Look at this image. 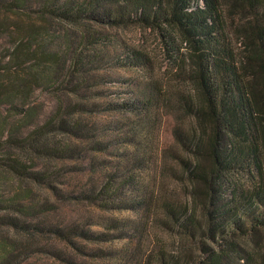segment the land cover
<instances>
[{"label": "trees", "instance_id": "obj_1", "mask_svg": "<svg viewBox=\"0 0 264 264\" xmlns=\"http://www.w3.org/2000/svg\"><path fill=\"white\" fill-rule=\"evenodd\" d=\"M56 22L76 25L74 46L65 38L67 29H55ZM92 23L152 28L172 67L167 76L151 75L150 54L129 48L122 63L148 70L145 83L132 98L99 102L89 86L96 84L93 64L100 48L95 37L102 32ZM79 26L81 41L92 46L85 50L78 47ZM53 45L62 46L64 61ZM51 84L59 89L68 84V91L79 97H59L54 111L39 120L31 93ZM163 105L193 119L188 128L179 122L172 125L179 149H166L172 156L164 167L184 181L185 198L163 187L153 194L134 173L117 179L98 154L107 151L113 136L103 142L90 115L129 112L131 138H113L129 145L136 144L132 136L140 134L151 112ZM107 125L106 131L111 129ZM141 135L147 138L145 131ZM85 153L89 157L83 165ZM78 157L79 168L49 163ZM128 157L135 169L146 160L143 154ZM74 169L103 172L78 190L63 191L53 184ZM239 171L254 172L253 182L233 181L231 175ZM3 181H9V191ZM33 184L57 198L85 201L92 213L83 221L57 219L51 214L53 200L34 193ZM122 188L139 193L123 197ZM150 205L161 210L154 216L159 223H172L206 252L202 264L229 263L228 252L211 250L206 238L232 230L264 231V0H0V264H85L79 259L86 251L80 239H130L132 231L141 228L140 220L113 212ZM104 249L99 246L90 255L103 258L108 254ZM155 254L158 264H192L164 257L161 249ZM34 256L48 263L30 260Z\"/></svg>", "mask_w": 264, "mask_h": 264}, {"label": "rangeland", "instance_id": "obj_2", "mask_svg": "<svg viewBox=\"0 0 264 264\" xmlns=\"http://www.w3.org/2000/svg\"><path fill=\"white\" fill-rule=\"evenodd\" d=\"M54 25L57 30L67 29V33L64 32L65 38L68 42H71L72 46L78 42L75 24L56 22ZM90 25L93 28H101L100 31L102 32L101 35L95 37L98 41L96 46L100 48L97 61L93 64L97 67L93 71L96 84L89 86L92 87L89 90L97 92L96 98L99 102L105 103V101L110 100L121 101L126 100V98H132L137 87H142L145 83L149 73L148 70L129 67L122 63L129 48L143 49L150 54L153 62L150 68L151 75L160 76L164 79L172 68L167 52L160 47L159 38L152 28L142 27L134 23L118 26H100L95 23ZM80 29L81 26H79V50L92 47L89 41H81ZM232 38L234 39V37ZM67 41L63 43L65 46ZM235 44L238 46V43L235 42ZM53 47L61 54L60 61H64L65 51L61 49L62 46L53 45ZM94 79L89 80L88 84H92ZM63 86L64 88L59 89L55 84H51L46 87L35 88L32 91L30 98L36 103L39 120L46 118L54 111L59 97H62L65 101L68 98L79 97V94H71L68 91V84ZM184 86L189 88L190 84L186 83ZM129 116V112L124 110H109L90 115V119L96 121V125H99L98 133L103 138V142H105L107 136H113L112 139H108L110 144L107 151L98 153L104 161L107 160V165L113 166V168L110 167L113 172L112 175L120 179L134 173L135 178L139 179V181L141 180L148 188H152L153 194L163 187L167 193H172L175 197L185 198L186 185L184 181L174 178L170 171L166 172L164 170V167L171 163L170 158L172 156L166 149L168 147L179 149L171 136L172 125L179 122L183 128H188L193 124V119L181 111L173 110L168 105H163L151 112L146 127L142 129L141 133H136L135 136H132L133 142L136 144L124 145L122 142H114L113 138L117 140L122 138L121 140H123V138L130 136L131 133H129L127 125ZM106 124L111 126L108 131H106ZM144 131L147 138H143L141 135ZM136 145H139V147ZM142 154L143 158L146 159L144 165H140L141 167L138 169L131 168L133 164H129L131 158H127V156L142 157ZM84 156L85 159L82 164L86 165V158L89 157V153H85ZM36 161L38 164L43 162L40 159H36ZM79 162H81L79 157L49 161L51 165L61 166L67 170L69 168H79ZM98 172L102 173L103 171L99 169L95 173H90L88 170H84L79 173V170H70L53 180V184L63 191L78 190L79 185H83L91 178L96 179V177H99ZM251 173L255 174L254 172ZM252 174H242L239 171L238 173L234 172L231 177L233 181L242 184V182H253L254 177ZM128 177L130 178L131 176ZM32 186L34 193H38L40 197L49 195V198L53 200L54 204L52 206H54L55 213L51 214H56L55 218L57 219L66 221H79L80 219L83 221L89 213H92L89 212L90 209L87 208L88 205L85 201L75 198H57L44 186H35L34 184ZM2 187L4 190L9 191L12 186H10L9 181H3ZM227 191L228 189L225 192ZM138 193L135 194V191L127 188H122L120 192L123 197H136L135 195ZM149 207L143 206L136 211H114L113 214L117 216L140 220L141 228L132 231L133 236L130 239H115L99 243L86 242L80 239L84 243L86 251L85 253H80L79 259L85 264H90L91 262L96 264H158L155 260V256L158 254H155V252L161 249L164 252L162 254L164 257L180 258L181 262L191 260L192 264H202L201 262L207 261L204 258L206 252H201L193 239L181 235L178 228L172 223H169L167 227L163 226L154 217L157 214H161V210L153 205ZM100 213L108 215L110 212L99 211ZM197 214L200 217L201 210H198ZM91 228L100 229L98 226H92ZM205 240L211 250L228 252L229 263L224 261L225 263L222 264H254L255 262L256 264H264L263 230L249 234H242L241 231L232 230L222 236H215L213 239L206 238ZM99 246L104 247L108 254H104L106 256L103 258H93L90 255V250H97ZM30 260L48 263V260L46 261L43 256H34Z\"/></svg>", "mask_w": 264, "mask_h": 264}]
</instances>
